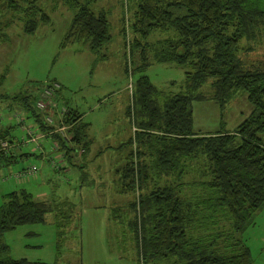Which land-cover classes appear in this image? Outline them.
I'll list each match as a JSON object with an SVG mask.
<instances>
[{
	"label": "trees",
	"instance_id": "1",
	"mask_svg": "<svg viewBox=\"0 0 264 264\" xmlns=\"http://www.w3.org/2000/svg\"><path fill=\"white\" fill-rule=\"evenodd\" d=\"M41 1L0 0V14L19 16L24 30L32 33L38 23H50ZM63 1L74 10L69 29L73 39L93 52L112 40L106 11H93L91 0ZM128 4L131 42L121 34L132 60L126 62V71L142 72L149 54L157 62L187 70L178 92L161 94L147 76L136 79L133 105L127 110L134 135L114 179L118 193L129 194V202L112 206L111 217H121L126 206L135 210L129 226L144 264H255L243 235L264 207V61L247 57L264 46V0H129ZM7 27L0 25V41L6 39L2 29ZM159 30L168 36L150 41ZM54 83L59 86L52 95L43 94L44 83L33 86L37 92L24 89L5 95L9 107L31 116H19L15 125L0 127V167L16 161L15 151L22 144L37 143L44 149V138L59 142L64 160L78 150L88 153L93 145L91 123L79 109L61 104V83L47 84L54 87ZM204 86L207 92L202 91ZM239 90L247 93L252 109L235 130H194V99L216 98L223 108ZM40 101L46 102L44 109L38 107ZM28 118L33 124L25 125ZM62 125L69 136L59 130ZM15 128L23 135L15 134ZM52 164L56 167L54 159ZM40 168L25 164L11 175L33 179ZM77 212V204L67 198L37 199L26 188L7 193L0 200V264H58ZM50 213L58 230L56 261L13 258L4 234L45 222Z\"/></svg>",
	"mask_w": 264,
	"mask_h": 264
},
{
	"label": "rangeland",
	"instance_id": "2",
	"mask_svg": "<svg viewBox=\"0 0 264 264\" xmlns=\"http://www.w3.org/2000/svg\"><path fill=\"white\" fill-rule=\"evenodd\" d=\"M128 3L129 0H91L89 4L93 11L109 14L113 35L109 43L95 52L83 41L70 36L74 10L63 0L40 2L50 16V23H38L32 33L24 30L25 23L19 16L0 14V25H9L2 29L6 39L0 41V127L15 125L19 116H31L9 107L10 102L5 101V95L24 89L37 92L33 86L52 81L62 85L59 91L61 104L79 109L84 120L91 123L90 136L94 145L85 154L88 160H85L87 167L83 172L80 168L55 172L50 167L51 162L43 159L36 162L27 160L16 167H0V200L11 191L26 188L37 199L53 202L61 197L77 204L78 212L73 224L68 226V242L62 248L58 264H144L135 232L129 226L135 210L126 206L121 217H111L112 206L129 202V194L118 193L112 174L124 163L121 152L127 151V142L134 135L133 118L127 110L133 105L136 79L147 76L161 94L178 92L185 84L187 68L175 63L157 62L149 54V63L142 72L126 71V62L131 64L132 60L129 49L123 46L122 36L127 43L133 37L132 12ZM160 30L150 36V41L168 36ZM138 56L137 51L136 58ZM247 59L263 62L264 46L252 52ZM207 89L204 86L202 91L207 92ZM36 103V99H32L34 107ZM192 107L194 130L203 133L223 129L233 131L252 109L247 93L241 90L236 91L223 108L216 98L194 99ZM33 122V118H28L25 125ZM15 134L22 136L23 130L15 128ZM49 139H42L41 144ZM125 143L123 148H119ZM98 151H103V154L95 161L92 155L99 154ZM78 154L79 150L75 152ZM55 156L57 163L64 159L59 152ZM63 162L69 167L74 161ZM25 164H37L41 168L45 164L46 174L41 172L37 178L22 180L11 176ZM10 170L14 171L10 174ZM243 237L252 251L255 264H264V207ZM4 238L10 245L13 258L56 261L58 230L53 213L47 215L45 222L21 225L6 232Z\"/></svg>",
	"mask_w": 264,
	"mask_h": 264
},
{
	"label": "crops",
	"instance_id": "3",
	"mask_svg": "<svg viewBox=\"0 0 264 264\" xmlns=\"http://www.w3.org/2000/svg\"><path fill=\"white\" fill-rule=\"evenodd\" d=\"M129 47V45H128ZM128 114V113H127ZM91 127V126H90ZM93 141V145H94V140L92 139ZM52 143V144H51ZM44 145V149L43 150H40L37 146V143H34V144H30L27 146V144H22V148H19L18 150H16V161L11 163L10 165L6 166V167H9V166H13V167H16L24 162H26L27 160L31 159V158H34V160L36 159H43L44 162L47 160V161H50L51 162V165L50 167L55 171V172H65V171H68L70 172L71 170H75L76 168H80V171L83 172L84 169L87 167V164L85 163V160H88L87 159V155H81L80 153L78 155H71L72 157H67L66 160H62V161H71L73 160V164L71 166H67L64 162V164L62 163V161L60 160L58 163L56 162V160L54 159L56 156H55V153L59 152L60 154V157L63 158L64 155H63V151L60 150L59 146V142L57 140H54V138H50L49 141H46L43 143ZM92 145V146H93ZM122 144L119 145V148H123L121 146ZM52 146V147H51ZM58 146V147H57ZM91 146V147H92ZM130 149V147L127 149V151H123L121 152V155L124 157L125 159V156L126 154L128 153V150ZM40 150V151H39ZM90 151V148L88 150V152ZM98 153H93L92 155V158L96 161L98 159V157H101L102 154H100L101 152L98 151ZM63 155V156H62ZM66 157V156H65ZM80 157H85V159H81ZM52 159L55 160V165L56 167L52 164ZM121 166V165H120ZM119 166V167H120ZM66 167V168H65ZM118 167V168H119ZM116 168L112 174L113 176V182L115 183V178H117V175L115 173V171L118 169ZM12 171L14 170H10V174L12 173ZM41 172H43L44 174H46V167H45V164L43 165L42 168H40V175H41ZM12 176V175H11ZM39 177V176H38ZM92 178H95V176H93ZM6 179H10L8 177H6ZM48 180H52L51 177L48 178ZM23 189V188H22Z\"/></svg>",
	"mask_w": 264,
	"mask_h": 264
},
{
	"label": "built area",
	"instance_id": "4",
	"mask_svg": "<svg viewBox=\"0 0 264 264\" xmlns=\"http://www.w3.org/2000/svg\"><path fill=\"white\" fill-rule=\"evenodd\" d=\"M53 85H54V87L50 86L49 84H46V85L44 86V88H43V94H44V95H52L54 89H55L57 86H59L58 83H54ZM46 105H47V104H46V102H44V101H40V102H38V107L41 108V109H44V108L46 107ZM59 130H60L61 132H64L65 136H69V135L67 134V130H68V128H67L66 126L62 125L61 127H59ZM36 139H37V138H34V140H36ZM4 145H5V144H4Z\"/></svg>",
	"mask_w": 264,
	"mask_h": 264
}]
</instances>
